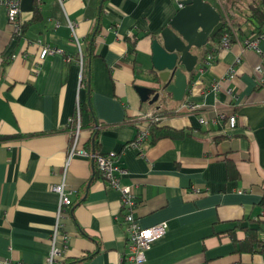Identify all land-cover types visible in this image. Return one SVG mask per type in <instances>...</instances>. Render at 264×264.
<instances>
[{
    "label": "crops",
    "instance_id": "crops-1",
    "mask_svg": "<svg viewBox=\"0 0 264 264\" xmlns=\"http://www.w3.org/2000/svg\"><path fill=\"white\" fill-rule=\"evenodd\" d=\"M46 1L48 9L57 4L56 13L23 33L31 12L20 13L17 36L0 9V261L45 264L57 202L51 187L63 183L71 207L60 220L66 237L62 260L123 264L126 238L118 192L95 176L89 159L73 157L63 174L67 125L76 103L88 97L94 121L79 114V146L91 129L97 131L95 154L117 156L124 173L120 186L129 187L134 197L131 215L137 225H165L144 264H262L264 254H237L221 234L236 225L249 226L264 241L259 204L264 83L254 73L258 66L264 69V38H257L244 21L249 5L262 0H244L240 11L230 5L234 0H205L220 21L232 19L233 41L204 69L197 61L180 103L164 98L159 108L141 104L134 87H153L147 72L150 41L173 17L179 0H100L94 15L87 11L90 0ZM68 22L83 51L100 24L89 60V96L80 85L81 61ZM36 40L53 51L43 60H38ZM245 40L255 42L256 49H246ZM161 105L172 113L161 116L159 125L191 134L153 143L148 138L138 149L130 148L139 114ZM184 105L196 109L189 112ZM219 114L234 117L233 130Z\"/></svg>",
    "mask_w": 264,
    "mask_h": 264
},
{
    "label": "built area",
    "instance_id": "built-area-1",
    "mask_svg": "<svg viewBox=\"0 0 264 264\" xmlns=\"http://www.w3.org/2000/svg\"><path fill=\"white\" fill-rule=\"evenodd\" d=\"M59 1V0H58ZM19 3L20 0H0V9L4 10L5 19L8 26L14 35H18L19 32ZM227 26L229 22L225 21ZM71 36L77 46V55L81 61L83 55V49L80 47L77 39L73 33V26L71 23H67ZM257 38H264V26L261 34L256 36ZM244 47L246 49H256V43L252 40H245ZM230 41L226 34L222 35L218 45V50L225 49L229 46ZM35 45L39 48L38 60H43L46 56L50 55L53 51L47 46L41 43L40 40L35 41ZM214 61V55H207L204 60V66L211 65ZM255 75L259 76V82L264 83V69L258 66L254 69ZM228 78L233 77L232 69L228 70ZM189 111L193 112L196 107L193 105H184ZM218 118L225 121L226 128L233 130L235 127V119L233 116H226L219 114ZM161 117L156 115V110L139 114L137 117V127L133 140L128 144L132 149H138L139 145L146 142L149 138L148 126L151 123H160ZM199 124H203L202 120L198 121ZM73 129L69 133V146L67 148L66 158L63 165V174L69 161L73 157H80L91 160L94 165L95 171L98 177L108 184L110 189L118 192L119 195V206L123 210L121 225L123 226L126 238V253L122 259L123 264H144L145 253L150 249L151 244L160 239L165 233L164 223H160L151 228H141L137 225L134 218L131 215L133 207L135 205L134 197L131 194L129 187L120 186V177L124 174L123 170L119 167L115 161L113 154H88L84 149L79 146V111L78 103L75 105L74 111V124ZM51 191L56 195L57 202L54 212V223L51 229V235L49 236V251L45 259V264H54V262L62 256L65 249L66 237L60 233L61 225L60 220L65 215L66 211L71 207L70 200L68 199V192L65 190L64 184L59 183L51 187ZM0 264H23L20 262L11 263L7 261H0ZM264 264V259L262 261Z\"/></svg>",
    "mask_w": 264,
    "mask_h": 264
},
{
    "label": "water",
    "instance_id": "water-1",
    "mask_svg": "<svg viewBox=\"0 0 264 264\" xmlns=\"http://www.w3.org/2000/svg\"><path fill=\"white\" fill-rule=\"evenodd\" d=\"M32 2L20 0L19 12L30 13ZM221 28L220 16L208 2L179 0L173 17L150 41V68L147 72L157 77V83L150 78L153 87H134L139 102L151 106L168 98L180 103L188 91L186 75L193 76L198 60L191 51L204 47Z\"/></svg>",
    "mask_w": 264,
    "mask_h": 264
},
{
    "label": "trees",
    "instance_id": "trees-1",
    "mask_svg": "<svg viewBox=\"0 0 264 264\" xmlns=\"http://www.w3.org/2000/svg\"><path fill=\"white\" fill-rule=\"evenodd\" d=\"M46 0H33L32 2V11L30 14V18L28 21L24 22L22 24L21 28V33L24 32V28L27 26H35L34 28H37L40 24H43L47 19L51 18L53 16V11L56 13L57 10V4L55 3L54 7L51 8H45L46 7ZM100 0H90L89 5L87 7V11L91 10L93 15L97 11V6L99 4ZM94 11V12H93ZM92 15V14H90ZM92 15V16H93ZM229 24H233L232 19L227 16L225 18ZM221 19L222 22V28L221 30L214 36L212 40H210L204 47H202L199 50H194V55L197 57L198 64L201 65V68L204 69V60L207 55H214L218 51V45L220 42V38L222 35L226 34L229 41H233V35L230 33L229 28L226 24V20ZM245 22H247L250 25V31H253L257 35L261 34L263 26H264V0H262L259 4H251L248 7V14L245 16ZM239 25H237L238 27ZM236 27V26H235ZM100 24L97 25V28L95 30V34L93 36V39L90 40V37L87 38L85 42V47L83 51V55L81 58V77H80V85L82 88L88 92L87 95L89 96V81H90V67H89V60L93 58L94 53H93V41L94 37L99 31ZM133 45V44H131ZM136 67V65H135ZM136 70V69H135ZM140 71V70H139ZM138 71V72H139ZM151 79L153 80L154 83H157V77L155 75L151 76ZM192 79V74H189L187 76V81L188 84L191 83ZM162 100H164L162 98ZM156 106L159 108L158 103H154L150 106V108H156ZM78 111L79 114H86L88 115L92 121H94V116L93 113L90 109V104H89V99H85L81 102L78 103ZM172 111H166L165 105H161L160 109H156V115L161 117L165 116L168 114H171ZM73 124H74V115L72 116L71 120L69 121V124L67 125V130L70 133L71 130L73 129ZM160 123L155 122L151 123L148 126V133H149V141L150 143H153L157 140L168 138V139H173V140H180L186 136H189L191 133L188 130H175L171 127L164 126V125H159ZM94 126L91 125L90 128H93ZM96 133L94 129H91V133L89 134V138L86 141L85 145L83 146L81 144L80 148L86 149V151H93L95 154L97 151V140H96ZM4 138L0 139L3 140ZM115 159L117 156L114 157ZM118 162L117 160H115ZM231 164L226 161L225 162V170L226 173L230 171ZM97 173H95L96 176ZM260 206L263 207L264 209V191L262 198L260 200ZM255 224L259 225L260 222L256 221ZM235 231H240L241 232V237L236 238V233ZM222 235H226L230 242L233 245L234 251L237 254H264V241L259 239V235L256 229L251 228L249 226H244L240 227L239 225L234 226L232 229L226 231L225 233H221ZM90 255L89 257H91ZM63 258L60 257L57 259L55 262H60L61 264H67L66 261L62 260Z\"/></svg>",
    "mask_w": 264,
    "mask_h": 264
},
{
    "label": "rangeland",
    "instance_id": "rangeland-1",
    "mask_svg": "<svg viewBox=\"0 0 264 264\" xmlns=\"http://www.w3.org/2000/svg\"><path fill=\"white\" fill-rule=\"evenodd\" d=\"M243 1L244 0H234V3H232V4H230V5H233V6H235L234 7V10H238V11H240L241 10V7H242V5H243ZM229 2V1H228ZM242 10H243V8H242ZM141 78H145V77H141Z\"/></svg>",
    "mask_w": 264,
    "mask_h": 264
},
{
    "label": "flooded vegetation",
    "instance_id": "flooded-vegetation-1",
    "mask_svg": "<svg viewBox=\"0 0 264 264\" xmlns=\"http://www.w3.org/2000/svg\"><path fill=\"white\" fill-rule=\"evenodd\" d=\"M158 104H159V102H158Z\"/></svg>",
    "mask_w": 264,
    "mask_h": 264
}]
</instances>
